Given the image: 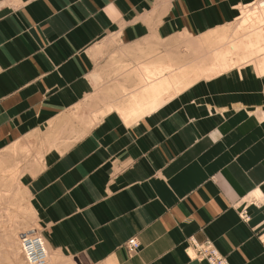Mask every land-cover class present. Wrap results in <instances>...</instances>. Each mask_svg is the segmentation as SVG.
Here are the masks:
<instances>
[{"label": "crops", "instance_id": "crops-1", "mask_svg": "<svg viewBox=\"0 0 264 264\" xmlns=\"http://www.w3.org/2000/svg\"><path fill=\"white\" fill-rule=\"evenodd\" d=\"M251 1L0 0V148L41 149L23 183L51 264H209L191 236L228 264H264V74L211 68L253 47L256 30L234 53L222 30ZM180 37L203 51L151 54L197 52ZM138 99L163 104L140 117Z\"/></svg>", "mask_w": 264, "mask_h": 264}, {"label": "rangeland", "instance_id": "rangeland-1", "mask_svg": "<svg viewBox=\"0 0 264 264\" xmlns=\"http://www.w3.org/2000/svg\"><path fill=\"white\" fill-rule=\"evenodd\" d=\"M249 9L252 8L250 6L241 7L240 14L237 19L222 28V30L226 29L229 31L227 32V36H229L230 39L228 43L231 53H234L235 50V39H238L242 36L250 35L248 34L250 30H256L257 33V35H255L253 39V44L256 45L260 43V38L264 37V32L263 30H261L260 27L261 25H264V20L260 25H258L259 23L257 22V15L260 14V12L256 11L253 14H249V11H247ZM199 38L200 37H198L197 41L194 43L187 42L185 40L186 37H180L173 40V46L178 45L180 43H185L187 51L195 50L197 51L196 53H185L181 55L179 52L183 51L184 48H179V52H172L171 50H169V48L166 47L168 46L167 44H170L171 41L167 43L163 41L161 42V45L165 43V47L167 49H164L162 47V53L161 51H159V49H157L154 50L151 54H153L154 57L157 55L182 64L185 63V61L195 58L199 55L200 52L203 51L200 46H192V44H197L199 42ZM114 42L115 43L113 44V47L115 48L117 46L116 39ZM216 51H218V49ZM101 54L104 56L105 54L111 53L105 52L104 48ZM129 54V52H124L123 55ZM152 59L154 58L152 57ZM130 67L131 68L129 71L133 72L134 66ZM216 67V65H212V71L216 69ZM167 68H169V71L170 67ZM217 71H219V69L215 72ZM176 82L179 83L178 81ZM24 143H17L12 145L11 147L7 146L2 149L0 148V264H26L25 257L21 250L20 237L26 231H41L40 229H38V225L36 223V219L34 217L33 212L30 208H28V196L23 183V175L27 171V169L30 168L29 166L32 165L33 160L35 163L39 162V159L42 156L41 149L37 148V146L35 145H26ZM49 252V264H51V256H53L54 253H51L50 248Z\"/></svg>", "mask_w": 264, "mask_h": 264}, {"label": "built area", "instance_id": "built-area-1", "mask_svg": "<svg viewBox=\"0 0 264 264\" xmlns=\"http://www.w3.org/2000/svg\"><path fill=\"white\" fill-rule=\"evenodd\" d=\"M248 5L264 6V0H252ZM241 217L246 220L249 218L247 208H243L240 212ZM25 241L26 264H46L49 255L44 244L41 232L38 230H30L23 233ZM190 249H192L196 258L205 260L209 264H228V259L212 239L198 241L194 236L189 238ZM127 250L130 255L134 254L141 247V242L137 236H132L126 243Z\"/></svg>", "mask_w": 264, "mask_h": 264}, {"label": "bare ground", "instance_id": "bare-ground-1", "mask_svg": "<svg viewBox=\"0 0 264 264\" xmlns=\"http://www.w3.org/2000/svg\"><path fill=\"white\" fill-rule=\"evenodd\" d=\"M257 8H259V6H256L255 7V9H257ZM264 20V13H260V14H258L257 15V22L259 23L258 25H260L261 23H262V21ZM261 27V30H263V32H264V25H261L260 26ZM255 37V36H254ZM251 45V44H250ZM246 48H248V49H246ZM240 55H241V53H240ZM241 57V56H240ZM227 58V57H226ZM228 61V60H227ZM231 61V63L230 64H226L225 66H220V68H219V71H226V70H230V69H232V68H234V67H239L240 68V66H242V65H244V66H246L247 64H251L253 67H255L256 69H257V72H259V73H262V74H264V44H260V43H258V44H253V47L251 48V47H245L244 48V50H243V54H242V59H240V60H233V59H231L230 60ZM214 63V62H213ZM216 64H218V63H216ZM213 65V64H212ZM215 65V64H214ZM219 65H220V63H219ZM218 68V66L216 67V69H214L213 71L215 72L216 70H218L217 69ZM242 68V67H241ZM168 69L169 68H167V67H165L164 69H160V73H161V75H163L164 73H166L167 71H168ZM255 69V70H256ZM159 70V69H158ZM219 71H217V72H219ZM157 73V72H156ZM196 74V73H195ZM261 74V75H262ZM197 75V74H196ZM259 76V75H258ZM162 77V76H161ZM146 78H148L147 79V81H146V83H150L151 81H153L154 80V77H153V74L151 73V74H149V76H147ZM188 79V78H187ZM177 80H173V82H172V80H163V81H161L160 83H159V85H158V87L156 88L157 90H161V92H163V89H168V90H173L174 91V95H176L177 93H179V92H181V90H184L185 88H187L188 86L187 85H185L181 90H180V88H177V82H176ZM153 82H155V80L153 81ZM155 88V87H154ZM155 89V90H156ZM149 90V89H148ZM156 90V91H157ZM149 91H152V90H149ZM145 92V91H144ZM167 92V91H166ZM150 93V92H149ZM159 94V93H158ZM166 94V93H165ZM146 95H147V93H146ZM155 94H153V96H154ZM164 95V94H163ZM149 96V95H148ZM169 97V96H168ZM164 98V97H163ZM140 99H142V98H140ZM153 99V98H152ZM133 100H134V98H133ZM138 101V103H137V105H138V111L140 112L138 115H141L140 117H142L143 115L145 116V114H148V113H150V112H152V111H154V110H156L157 108L159 109V107L163 104V100H159V101H157L154 105H152V106H150L149 108H147V109H142L141 108V104H139V99L137 100ZM132 104H134V101L132 102ZM144 104V103H143ZM146 106V105H145ZM144 107V106H143ZM134 111L135 110H133L132 112L134 113ZM136 112V111H135ZM132 113V117H131V114H129V113H127V114H129L130 116L129 117H131L132 119L133 118H135V117H133V115H135V116H137L136 115V113H134L133 114ZM149 115V114H148ZM127 116V115H126ZM143 116V117H144ZM41 235H42V237H43V241H44V244H45V246H46V240H45V238H44V236H43V234L41 233ZM20 243H21V250H22V252H23V255H24V257H25V260H26V254H25V241H24V239H23V234L21 235V237H20ZM46 248H47V246H46ZM191 252H192V254H194L193 253V251H192V249H191ZM47 253H48V255H49V258H48V262L46 263V264H49V262H50V252H49V250H48V248H47Z\"/></svg>", "mask_w": 264, "mask_h": 264}]
</instances>
